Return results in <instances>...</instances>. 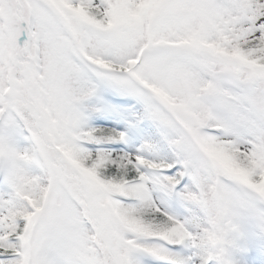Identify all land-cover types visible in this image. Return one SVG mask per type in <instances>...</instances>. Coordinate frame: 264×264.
I'll list each match as a JSON object with an SVG mask.
<instances>
[{
    "label": "snow or ice",
    "instance_id": "obj_1",
    "mask_svg": "<svg viewBox=\"0 0 264 264\" xmlns=\"http://www.w3.org/2000/svg\"><path fill=\"white\" fill-rule=\"evenodd\" d=\"M0 264H264V0H0Z\"/></svg>",
    "mask_w": 264,
    "mask_h": 264
}]
</instances>
